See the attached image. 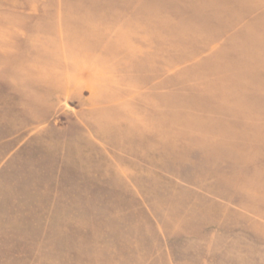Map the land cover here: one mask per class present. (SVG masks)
<instances>
[{"label": "rangeland", "instance_id": "obj_1", "mask_svg": "<svg viewBox=\"0 0 264 264\" xmlns=\"http://www.w3.org/2000/svg\"><path fill=\"white\" fill-rule=\"evenodd\" d=\"M127 1L0 0V264H264V0Z\"/></svg>", "mask_w": 264, "mask_h": 264}, {"label": "crops", "instance_id": "obj_2", "mask_svg": "<svg viewBox=\"0 0 264 264\" xmlns=\"http://www.w3.org/2000/svg\"><path fill=\"white\" fill-rule=\"evenodd\" d=\"M133 4H134V3H132V1L128 0V1H127V7H126V8L130 9L131 6H132V8L130 9V11H132V12H133V10L135 11V7L133 6ZM128 6H129V7H128Z\"/></svg>", "mask_w": 264, "mask_h": 264}]
</instances>
